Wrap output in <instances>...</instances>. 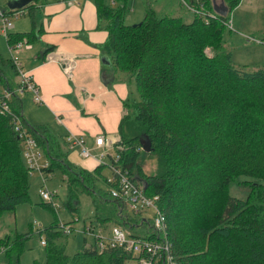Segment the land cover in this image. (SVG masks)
<instances>
[{
    "label": "trees",
    "instance_id": "obj_1",
    "mask_svg": "<svg viewBox=\"0 0 264 264\" xmlns=\"http://www.w3.org/2000/svg\"><path fill=\"white\" fill-rule=\"evenodd\" d=\"M116 1L110 5L97 0V27L107 33L99 47L116 71L124 72L129 83L133 79L138 98L130 90L124 101L110 163L127 171L147 196L157 195L176 264H264V67L244 69L232 63L222 39L227 17L214 13L209 0L202 4L206 14H195L190 22L156 16L146 7L135 25L124 23L127 0ZM222 1L230 11L240 0ZM34 4L30 0L16 10ZM0 14L9 16L10 10L0 8ZM22 37L30 43L34 31H8L5 40L14 43ZM52 48L46 45L41 58ZM8 73L16 76L15 67L9 57H0L3 89L9 88ZM8 105L10 113L0 112V213L13 212L28 201L30 168L23 156V137H30L47 159L42 174L58 169L71 201L74 185L99 200L109 198L120 220L116 224L126 230L132 226L123 201L109 193L102 173L105 164L88 171L70 163L65 135L58 139L46 126L24 122L18 94H11ZM11 115L20 116L22 136L13 130ZM144 140L146 153L157 157L152 174H145L140 165ZM231 183L245 190L244 199L228 193ZM41 202L53 208L52 202ZM92 203L96 211L93 198ZM108 219L95 213L88 226L104 232ZM62 224L57 217L43 229L44 264H125L131 258L118 248L100 251L94 241H83L80 250L68 255L59 240ZM41 232L1 236L4 264H20L24 237H40Z\"/></svg>",
    "mask_w": 264,
    "mask_h": 264
},
{
    "label": "crops",
    "instance_id": "obj_2",
    "mask_svg": "<svg viewBox=\"0 0 264 264\" xmlns=\"http://www.w3.org/2000/svg\"><path fill=\"white\" fill-rule=\"evenodd\" d=\"M189 1L155 0V4L161 3L170 11H178L180 5H183L193 14L195 12L191 8H199L203 4L201 0ZM212 1L217 6L223 3L222 0L217 3L211 0V7ZM5 8L10 11L18 9ZM39 8L41 15L36 18L38 22L33 18L36 9L34 6L29 9L21 8V15L27 10L32 16L30 29L19 31L20 26L16 27L13 23L9 30L19 34L33 30L35 34L29 48L17 52L22 69L29 74L39 95V101L34 103L30 91L18 94L22 120L30 125L46 126L49 133L58 139L69 133L81 135L89 154L82 157L76 149H68L66 158L70 163L90 171L104 164L103 157L106 155L109 162L105 165L109 167V154L118 146V124L124 114V101L131 87L127 77L118 75V71L111 66L107 55L99 47L107 33L97 27V0H44ZM149 8L156 14L154 8ZM213 12L216 13L214 10ZM169 17L182 19L181 16ZM46 45H53V48L41 58ZM0 57L8 56L0 53ZM68 62L71 69L66 73L63 68ZM6 81L11 87L8 89L14 91L17 76L8 73ZM2 89L0 87V91ZM98 135L104 137L102 146L94 143V138ZM40 158H44V161L39 164L47 163L42 153ZM38 170V179H50L51 175L44 176ZM62 178L64 179V175ZM0 259L4 261L1 254Z\"/></svg>",
    "mask_w": 264,
    "mask_h": 264
},
{
    "label": "rangeland",
    "instance_id": "obj_3",
    "mask_svg": "<svg viewBox=\"0 0 264 264\" xmlns=\"http://www.w3.org/2000/svg\"><path fill=\"white\" fill-rule=\"evenodd\" d=\"M43 1L44 0H35L34 7L36 9L33 14L35 22H38L36 18L41 15L39 6ZM64 1L67 2L68 0ZM202 1L204 3L207 0ZM218 1L219 0H215L216 3ZM186 2L189 3V0H186ZM7 3H9L8 0H0V7L5 8ZM108 3L110 5H115L117 2L115 4H111L108 1ZM146 7L154 8L158 16H181L184 22L192 21L196 16L192 12L187 11L186 6L183 5H180V9L178 11H170L168 7H163L161 3L155 4V0H128L127 9L124 13V23L129 25L138 23L141 20L144 8L146 9ZM225 16L227 17V25L222 34L223 47L230 53L232 63L244 69L264 66V0H240L238 4L232 8V10L226 13ZM8 19L12 24L15 23L16 27L20 26L19 31H26L32 27V16L27 10L25 14L17 18L8 16ZM33 46L35 47L36 45ZM204 52H206L207 55H210V50L208 48H205ZM0 53L3 56L9 55L4 36L1 32ZM15 55L19 59V55L17 53H15ZM118 75L126 76L124 72H118ZM129 79L131 87L130 90L132 91L131 96H134V99H137L138 94L135 90L133 79ZM9 88L11 87L9 86ZM22 107L23 109L25 108L23 104ZM140 142L141 147L143 145L147 146L145 140L144 142ZM139 151L143 152L140 155V165L143 172L145 174L155 173V171H157L156 155L146 153L148 151H144L142 148H140ZM110 154L112 155L113 151ZM37 159L39 160L38 163H42L44 161L42 160L44 158L41 159L38 157ZM103 159L104 164L109 162V158L106 155H104ZM38 171V169L31 168L28 174V201L16 205L13 212L3 211L0 213V237L8 235L13 238L15 234L29 233L32 231L37 232L38 230H41V235L43 239H45V231H43V229L55 224L58 217L61 222L66 223V226L71 225L73 227L71 232L67 234L63 233L59 239L64 245L65 253L71 255L82 248L83 241H85L86 244H90V242L93 241V235L91 233L84 232L83 226L88 225L89 221L93 222L95 213L97 215L108 216L109 219L106 222L107 224L104 230L105 233L109 231L112 224L120 222V220L114 216V212L112 211L113 207L109 198L99 200L98 198L87 194L82 188L74 185L75 190L71 201L67 193L66 180L62 178V174L58 169H53L50 172V179H47L44 182V185L48 190L55 191L54 196L51 198L53 208L42 204L41 198L38 194L40 184L42 183L41 179H38ZM102 173L107 176L110 174L108 166L105 165L103 167ZM237 179H242V176ZM96 186L99 187V183H96ZM100 187L106 188L105 185ZM228 193L231 196L240 199H244L246 197L245 190L238 188L235 183H231L229 185ZM92 198L96 203L95 205H97L96 211L92 203ZM72 202H77L74 205V208H70ZM126 212L130 217V223L132 225L131 227H127L128 232L132 235L140 237L147 236L146 232L150 230L153 211L149 208L142 210L140 218L144 217L145 222L141 224H139L140 218L132 217L131 212L127 210ZM75 217L78 220L73 221V218ZM165 229L166 226L164 225L162 233L164 234L165 244H167L168 250H170V254H172L171 243L168 241L169 237L166 236ZM95 230H97V227ZM32 235L24 237L22 241L21 251L19 253L20 264H34L36 262L44 264L45 247L40 244L39 237ZM178 235L179 241L183 242V235L181 233ZM1 260L2 259H0V261ZM0 264H4V261H1ZM125 264L136 263L134 259L130 258Z\"/></svg>",
    "mask_w": 264,
    "mask_h": 264
},
{
    "label": "built area",
    "instance_id": "obj_4",
    "mask_svg": "<svg viewBox=\"0 0 264 264\" xmlns=\"http://www.w3.org/2000/svg\"><path fill=\"white\" fill-rule=\"evenodd\" d=\"M111 4H115L116 0H108ZM201 4V3H200ZM194 14L205 15L203 12L202 4L199 8H191ZM13 18L21 15L23 12L21 10H11L10 11ZM1 15V14H0ZM213 17V15H209ZM1 27L0 32L3 34L4 39L7 36L8 30L12 27V23L9 21L8 16H0ZM227 25V23H225ZM230 26V25H229ZM6 48L9 53L8 57L12 61L16 76L18 78L16 87L14 91L10 89H2L0 92V112L10 113L8 101L12 93L19 94L22 91H30L32 93V100L34 103L39 101V95L37 87L34 85L30 79L29 74L22 69L19 59L16 57L15 53L21 49L29 48V42L25 37L14 43H8L5 40ZM64 71L68 73L71 69L70 63L68 62L64 66ZM12 128L22 136L23 133L20 129L21 119L18 115H11ZM23 146L25 151L23 156L29 168L40 169L45 164L41 165L37 163V158L41 156L40 150L37 149L35 141L30 137H23ZM69 149H76L82 157L88 156V149L84 145V139L81 135H74L69 133L64 136ZM94 143L97 146H102L104 144V137L98 135L94 138ZM117 158H115L116 160ZM110 174L106 176V182L109 186V193L111 197L120 198L126 206L127 210L134 214L135 217L139 218L142 210L151 209L153 211L152 221L150 230L147 232V236H132L128 230H126L120 224H112L107 233L101 232L97 233L94 228H90L88 225L83 226V231L91 233L94 237L93 241L95 247L98 250L113 249L118 248L123 251L130 253L131 258L135 260L136 264H176L175 260L168 250L167 244H165L164 234L162 233L164 223V217L157 206V195L147 196L140 185V183L135 182L129 176L128 172L122 169L119 165L115 163H109ZM49 175V174H47ZM45 175V176H47ZM42 184L39 188L38 194L41 200L45 202H52L51 198L54 196V190H48L45 185V179L41 178ZM53 206V203H52ZM76 220L75 218L73 221ZM145 222L140 220V224ZM61 229L64 233H69L72 231L73 227L71 225L62 224ZM40 244H44V239L42 236L39 237ZM4 250L3 246H0V253Z\"/></svg>",
    "mask_w": 264,
    "mask_h": 264
},
{
    "label": "water",
    "instance_id": "obj_5",
    "mask_svg": "<svg viewBox=\"0 0 264 264\" xmlns=\"http://www.w3.org/2000/svg\"><path fill=\"white\" fill-rule=\"evenodd\" d=\"M9 3L6 4L7 8H18L21 7L23 5H25L26 3H28L30 0H8ZM12 2V3H11ZM212 9L219 15L221 16H225V14L228 11L227 6H225L222 2L220 6H217L214 4V2L212 1ZM135 24H139V23H135ZM132 24V25H135ZM142 149L144 151H148V146L143 145Z\"/></svg>",
    "mask_w": 264,
    "mask_h": 264
}]
</instances>
